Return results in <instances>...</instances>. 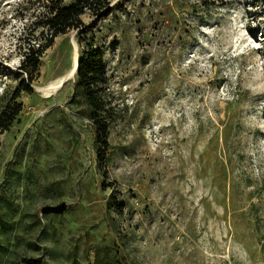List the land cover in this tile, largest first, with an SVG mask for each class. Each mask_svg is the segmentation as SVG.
<instances>
[{"label":"rangeland","instance_id":"1","mask_svg":"<svg viewBox=\"0 0 264 264\" xmlns=\"http://www.w3.org/2000/svg\"><path fill=\"white\" fill-rule=\"evenodd\" d=\"M45 4L0 0V264H264V0H110L29 82ZM75 48L102 57L98 111L77 70L36 90Z\"/></svg>","mask_w":264,"mask_h":264},{"label":"trees","instance_id":"2","mask_svg":"<svg viewBox=\"0 0 264 264\" xmlns=\"http://www.w3.org/2000/svg\"><path fill=\"white\" fill-rule=\"evenodd\" d=\"M35 1V0H34ZM45 1L46 11L42 17L37 16L35 22L36 28L47 30L46 37L43 41L37 43L33 40L27 42V48L23 53L20 69L27 74V81L32 82L35 79L38 69L39 59L43 51L52 44L54 37L58 34H63L70 29L78 28L81 24L80 15L85 10H90L98 14L100 10L108 6L110 0H73L70 4H64L63 0H42ZM39 18V19H38ZM36 30V29H35ZM32 42V40H31ZM103 76V62L99 52L89 49L81 51L80 60L77 67V80L78 84L83 86L86 91L88 100L95 111L102 107L100 97L95 93V88L98 85L101 77ZM25 90L30 91V87L25 85ZM9 110L8 107H3L0 111L1 121L7 118L4 127H7L14 114L18 111L13 109ZM96 127L100 130L101 135L106 132V124L101 125V122L96 121ZM107 145L106 140L101 141Z\"/></svg>","mask_w":264,"mask_h":264},{"label":"bare ground","instance_id":"3","mask_svg":"<svg viewBox=\"0 0 264 264\" xmlns=\"http://www.w3.org/2000/svg\"><path fill=\"white\" fill-rule=\"evenodd\" d=\"M77 60H78V53L75 48L72 62L70 66L68 67L67 71L61 76L57 77L55 80H52L44 85L36 86V90L45 96L54 94L61 87V85L63 84V81L68 80V79L72 80L75 78Z\"/></svg>","mask_w":264,"mask_h":264},{"label":"water","instance_id":"4","mask_svg":"<svg viewBox=\"0 0 264 264\" xmlns=\"http://www.w3.org/2000/svg\"><path fill=\"white\" fill-rule=\"evenodd\" d=\"M79 64V56H78V60H77V65H76V70ZM66 203L62 202L58 205H46L44 207L41 208V212L42 213H62L64 211V209L66 208Z\"/></svg>","mask_w":264,"mask_h":264}]
</instances>
